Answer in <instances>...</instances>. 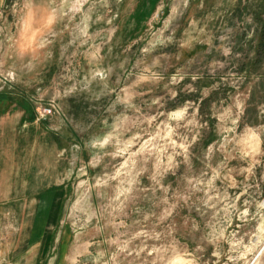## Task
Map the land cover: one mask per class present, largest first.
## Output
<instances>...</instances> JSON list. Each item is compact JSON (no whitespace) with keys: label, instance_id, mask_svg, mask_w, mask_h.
<instances>
[{"label":"rangeland","instance_id":"rangeland-1","mask_svg":"<svg viewBox=\"0 0 264 264\" xmlns=\"http://www.w3.org/2000/svg\"><path fill=\"white\" fill-rule=\"evenodd\" d=\"M189 260L264 264V0H0V264Z\"/></svg>","mask_w":264,"mask_h":264},{"label":"clouds","instance_id":"clouds-1","mask_svg":"<svg viewBox=\"0 0 264 264\" xmlns=\"http://www.w3.org/2000/svg\"><path fill=\"white\" fill-rule=\"evenodd\" d=\"M88 0H60V15H69L70 13H73L74 8H79L81 11L83 10V5L87 4ZM65 6H68V11L64 12L63 8ZM107 141H104L101 143V147H103V144ZM172 264H175V261H172ZM187 264H194L193 261L189 260L187 261Z\"/></svg>","mask_w":264,"mask_h":264},{"label":"bare ground","instance_id":"bare-ground-1","mask_svg":"<svg viewBox=\"0 0 264 264\" xmlns=\"http://www.w3.org/2000/svg\"><path fill=\"white\" fill-rule=\"evenodd\" d=\"M263 247V246H262ZM262 250V249H261ZM261 250H260V252H261ZM259 254V253H258Z\"/></svg>","mask_w":264,"mask_h":264}]
</instances>
